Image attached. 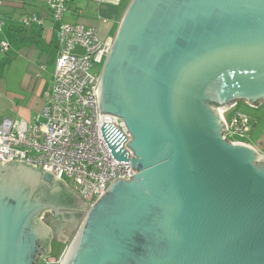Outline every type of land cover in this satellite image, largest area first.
Here are the masks:
<instances>
[{
	"label": "water",
	"instance_id": "water-1",
	"mask_svg": "<svg viewBox=\"0 0 264 264\" xmlns=\"http://www.w3.org/2000/svg\"><path fill=\"white\" fill-rule=\"evenodd\" d=\"M95 91L134 176L88 206L0 162V264H39L52 242L60 264H264V154L224 139L221 116L264 103V0H130Z\"/></svg>",
	"mask_w": 264,
	"mask_h": 264
},
{
	"label": "built area",
	"instance_id": "built-area-1",
	"mask_svg": "<svg viewBox=\"0 0 264 264\" xmlns=\"http://www.w3.org/2000/svg\"><path fill=\"white\" fill-rule=\"evenodd\" d=\"M73 1H48L50 17L59 27L53 85L44 93L46 103L41 113L45 121L28 125L3 120L0 123V162L24 163L48 172L66 182L70 190L91 206L113 181L130 180L134 176L130 168L135 157L128 147L132 137L123 120L110 114H98L95 90L113 37L101 41L96 29L65 22L67 6ZM20 23L23 28L43 26V19L30 15ZM0 50L7 52L8 44L1 42ZM95 67L98 70L93 71ZM237 104L221 112L227 128L224 139L260 152L257 147L231 138H244L251 132V120L237 111ZM109 146L126 160L115 159ZM60 260L61 256H48L39 264H60Z\"/></svg>",
	"mask_w": 264,
	"mask_h": 264
},
{
	"label": "crops",
	"instance_id": "crops-1",
	"mask_svg": "<svg viewBox=\"0 0 264 264\" xmlns=\"http://www.w3.org/2000/svg\"><path fill=\"white\" fill-rule=\"evenodd\" d=\"M48 1L0 0V44H8L7 52L0 50V123L5 119L28 125L45 121L41 113L44 93L53 85L59 27L50 17ZM129 2L74 0L67 6L64 21L94 28L103 39L114 37ZM30 15L41 17L43 26L23 28L20 20Z\"/></svg>",
	"mask_w": 264,
	"mask_h": 264
},
{
	"label": "rangeland",
	"instance_id": "rangeland-1",
	"mask_svg": "<svg viewBox=\"0 0 264 264\" xmlns=\"http://www.w3.org/2000/svg\"><path fill=\"white\" fill-rule=\"evenodd\" d=\"M107 36V35H106ZM102 41L103 38L99 37ZM80 51V50H77ZM102 67V65H101ZM100 67V68H101ZM98 70L97 67L93 69V71ZM236 109L238 112L246 114L251 120V132L249 136L244 138H239L237 136H231L232 139H239L249 145L261 148L260 153L264 154V103L260 105L258 108H253L246 105L244 102H238ZM230 117V114L227 118ZM65 249V245H61L58 243L51 244L50 256L52 257H60Z\"/></svg>",
	"mask_w": 264,
	"mask_h": 264
},
{
	"label": "flooded vegetation",
	"instance_id": "flooded-vegetation-1",
	"mask_svg": "<svg viewBox=\"0 0 264 264\" xmlns=\"http://www.w3.org/2000/svg\"><path fill=\"white\" fill-rule=\"evenodd\" d=\"M69 189V188H68ZM70 190V189H69ZM70 191H72V190H70ZM47 216L48 215H45V217L47 218ZM47 222L48 223H50L49 222V219L47 218ZM60 223H55L54 221L52 222V226L54 227V230H56V231H61V233H63V235L64 236H70V231H68V229H66V228H64V227H62V226H60L59 225ZM53 243V242H52ZM51 243V244H52Z\"/></svg>",
	"mask_w": 264,
	"mask_h": 264
}]
</instances>
